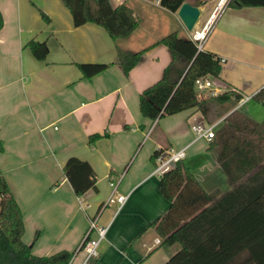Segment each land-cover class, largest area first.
I'll use <instances>...</instances> for the list:
<instances>
[{
  "label": "crops",
  "instance_id": "0c3cea01",
  "mask_svg": "<svg viewBox=\"0 0 264 264\" xmlns=\"http://www.w3.org/2000/svg\"><path fill=\"white\" fill-rule=\"evenodd\" d=\"M109 1L131 7L138 24L127 37L114 40L93 22L75 26L62 0H0V170L21 208L22 239L32 242L33 254L74 250L88 217L108 197L109 180L119 177L116 190L126 198L120 207L106 205L98 216L107 224L98 255L78 250L72 263L164 264L179 244H160L154 230L171 198L158 189L160 175L153 173L151 156L157 148L184 147L180 170L187 166L217 197L230 189L211 140L196 138L192 125L213 124L215 131L234 109L264 121V103L254 97L264 86V6L232 7L226 1L212 18L219 0H188L199 15L187 29L177 10H167L159 0ZM206 25L200 48L221 58L219 75L207 77L217 93L232 90L241 98L234 105L226 101L212 123L195 106L155 120L143 116L140 93L162 76L172 57L165 44L155 42L173 30L191 38ZM30 39L46 42L44 59L34 57L26 45ZM117 46L143 50L127 73ZM81 62L105 67L83 77ZM92 133L106 135L90 145ZM69 156L90 164L96 189L74 193L63 173Z\"/></svg>",
  "mask_w": 264,
  "mask_h": 264
},
{
  "label": "trees",
  "instance_id": "16d2710c",
  "mask_svg": "<svg viewBox=\"0 0 264 264\" xmlns=\"http://www.w3.org/2000/svg\"><path fill=\"white\" fill-rule=\"evenodd\" d=\"M184 1L188 0H159V3L169 11H176ZM62 2L75 26L96 23L114 40L127 37L138 24L126 3L113 7L109 0ZM226 5L264 6V0H227ZM2 24L0 12V27ZM155 43L165 44L172 57L162 76L140 93L139 110L143 116L155 120L162 114L195 106L206 122L212 123L222 115L226 101L234 105L241 98L232 90L206 97L197 95L198 77L219 75L221 58L215 53L200 48L191 38L179 36L176 30ZM26 45L36 59L46 56L45 41L30 39ZM116 51L127 73L143 50L117 46ZM77 65L83 77H91L105 67L99 62ZM254 97L264 103V86ZM105 135L90 134L88 144ZM210 147L216 151L217 161L231 185L220 196L217 197V192L207 193L187 166L180 170L179 162L160 175L158 189L171 201L154 230L160 244H179L164 264H264V121L258 122L234 109L215 130ZM63 173L76 195L96 189L95 173L86 160L67 157ZM23 232L21 208L0 170V264H72L71 257L86 240L83 237L72 251L62 249L50 255H35L31 251L32 242L22 239Z\"/></svg>",
  "mask_w": 264,
  "mask_h": 264
},
{
  "label": "built area",
  "instance_id": "2783aa9c",
  "mask_svg": "<svg viewBox=\"0 0 264 264\" xmlns=\"http://www.w3.org/2000/svg\"><path fill=\"white\" fill-rule=\"evenodd\" d=\"M226 1L227 0H222L220 6L219 7L216 6L215 10L211 14L212 18L215 16V14L219 11V9L224 5ZM218 2H220V0ZM213 13L215 14L213 15ZM207 28L208 25L204 26L200 30L193 31L191 34V39L194 40L199 47L206 37ZM212 83L213 82L207 76L198 77L195 80L197 95L199 97H204L207 95L216 94L218 90ZM192 129L195 132L196 138H205L207 140H211L214 137L215 131L213 124L196 123L192 125ZM184 156H185L184 147L176 150H168V151H163L161 149L157 150V152L154 153L155 163H154L153 173L161 175L165 170L173 167L176 163L181 161V159ZM118 181H119V177L117 179L112 178L109 180L110 193L108 197L100 204L97 212L88 217V226L83 235L84 238L82 237L83 239H85L86 237V240H84L80 249L83 250L88 256L96 257L98 255L99 253L98 242L100 239L104 237L107 230V224H102L98 220V216L101 210L106 205H109L110 203H114V202L120 207L126 198L125 194H120L116 190ZM156 241L158 242L159 239L157 238ZM78 250L79 249H77L74 252V254ZM73 256L71 257L70 262H72Z\"/></svg>",
  "mask_w": 264,
  "mask_h": 264
},
{
  "label": "water",
  "instance_id": "95a60500",
  "mask_svg": "<svg viewBox=\"0 0 264 264\" xmlns=\"http://www.w3.org/2000/svg\"><path fill=\"white\" fill-rule=\"evenodd\" d=\"M221 2H222V0H220V2H218L217 7L220 6ZM177 15L179 16L180 20L183 22L185 27L187 29H191L192 26L194 25L195 21L198 18L199 8H198V6L192 5L189 2L184 1L178 7Z\"/></svg>",
  "mask_w": 264,
  "mask_h": 264
}]
</instances>
